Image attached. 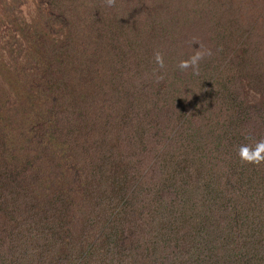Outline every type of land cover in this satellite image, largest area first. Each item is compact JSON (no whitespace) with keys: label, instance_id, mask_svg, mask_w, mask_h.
I'll return each instance as SVG.
<instances>
[{"label":"rangeland","instance_id":"374dc122","mask_svg":"<svg viewBox=\"0 0 264 264\" xmlns=\"http://www.w3.org/2000/svg\"><path fill=\"white\" fill-rule=\"evenodd\" d=\"M46 1L0 0V100L4 99L3 90L8 91L7 96L10 94V81L12 87L17 82L29 87L35 79L34 86L42 90L41 117L49 120L50 112L61 107H55L53 94H46L44 88L49 90L61 83L62 91L67 89L69 93L57 101L61 99L63 107L69 101L83 107L75 90L90 98L94 74H87V67L94 62L122 61V65H129L118 69V73L124 72L114 80L118 95L129 97L123 107L132 115L126 119L128 127L116 125L120 129L116 133L114 122L104 145L100 139L95 143L93 135L80 132L81 115H67L61 132L65 136L71 127L74 134L69 137L72 148L66 152L68 156L58 158L61 178L41 168L49 187L47 192L41 188L42 193L52 197L61 190L69 199L70 209L62 215L77 237L66 247V253L78 248L80 230L87 231L86 237L94 242L102 236V228H108L103 194L91 184H105L106 176L118 172L124 179V170L133 165L135 170L128 171V179L135 177L136 185L143 187L152 185L158 172L169 171L163 167L189 157L191 151L201 150L202 161H206L216 143L214 136L227 133L237 114L248 120L264 116V0H117L111 7L106 0H85L77 2L74 9L62 6L61 11L53 12L48 11L54 8ZM35 38L43 45L46 57L27 75L23 72L32 57ZM196 48L211 52L200 62L199 75H193L191 69L181 72L176 67L178 61L188 59ZM155 52L164 57L163 69H157ZM70 55L76 60L72 71L68 68ZM90 56L94 58H87ZM15 67L19 74L13 73ZM235 68L237 73L232 77ZM46 72L52 75L50 80L45 79ZM101 75L106 76V71L101 70ZM61 113L57 112L58 118ZM123 116L119 112L118 117ZM40 125L43 123L36 116L27 113L13 127L3 126L0 136L10 132L15 141L12 149L20 156L31 149L32 143L33 151L40 143L48 152L57 150L50 143L51 136L43 139V132H34ZM142 126L147 132L146 141L140 140ZM257 126L264 138V125ZM40 138L43 140L37 141ZM83 151L90 159L94 156L93 160ZM99 153L114 164L97 161ZM95 168L107 173L93 175ZM29 176L25 171L20 178ZM49 181L59 187L56 189ZM127 224L138 222L134 218ZM132 248L134 245L130 246L131 254L145 262L144 248Z\"/></svg>","mask_w":264,"mask_h":264},{"label":"trees","instance_id":"16d2710c","mask_svg":"<svg viewBox=\"0 0 264 264\" xmlns=\"http://www.w3.org/2000/svg\"><path fill=\"white\" fill-rule=\"evenodd\" d=\"M79 1L85 0L46 2L54 8L48 11L53 12L61 11L59 7L62 6H73L74 9ZM45 57L43 45L35 38L32 57L23 73L31 74ZM69 59L68 68L72 71L76 60L71 55ZM125 67L129 65H122V61L94 62L87 67V74H94L90 98L96 96V99L91 100L88 94L75 90L83 107L70 101L63 107L61 99L57 101L69 93L67 89L62 91L61 83L49 90L44 88L46 94H53L55 107H61L58 111H62L59 118L58 111L50 112L49 120L41 117L42 90L34 86L37 85L35 79L29 87L19 82L12 87L10 81L8 96V91L3 90L0 130L3 126L13 127L16 122L20 123L29 113L43 123L36 126L34 132H43V139L51 136L50 143L58 149L48 152L40 143L33 151L32 143L31 149L20 156L12 149L15 141L10 138V132L0 136V264H264V165H241L236 154L238 145L262 137L258 134L260 126L257 124L264 125V116L248 120L241 118V114H237L235 122L230 121L232 125L227 133L214 136L216 143L206 161H202L201 150L191 151L189 157L184 155L186 158L168 163L163 169L169 168V171L158 172L153 184L145 187L136 185L135 177L128 179V171L135 170L133 165L124 170V179L122 172H118L112 177L106 176L105 184H91L97 188L96 192L103 194L101 200L107 208L105 223L108 228H102V236L94 242L91 237H86L87 231L80 230L78 248L64 252L77 237L62 215L64 210L70 209L69 199L61 190L48 193H54L52 197L42 193L41 188L47 192L49 187L41 168L57 177L62 174L58 158L66 159V152L72 148L68 145L69 137L74 134L71 127L65 136L61 132L67 115H81L80 132L93 135L95 143L100 139L106 144L105 135L114 122V132H119V127L124 128L128 116L132 117L123 108L129 97L118 95L119 88L114 80L124 72L118 73V69ZM101 70L106 71V76L101 75ZM13 73L19 74L16 67ZM236 73L235 68L231 76ZM51 78L52 75L46 72L45 79ZM119 112L124 116L118 117ZM68 120L72 123V119ZM250 122L254 123L252 127ZM146 136L142 126L140 140L146 141ZM83 152L89 158V153ZM108 155L114 156L112 151ZM98 157L97 161L114 164V161H105L104 154L99 153ZM93 158H89L90 161ZM107 168L113 171L111 167ZM94 170L93 175L107 173L101 172L100 168ZM25 171L31 176L20 178ZM51 183L56 189L59 187ZM134 218L138 224L129 226L127 223ZM91 224L100 225V222ZM132 245L134 251L144 248L146 263L131 254Z\"/></svg>","mask_w":264,"mask_h":264},{"label":"clouds","instance_id":"9594fccd","mask_svg":"<svg viewBox=\"0 0 264 264\" xmlns=\"http://www.w3.org/2000/svg\"><path fill=\"white\" fill-rule=\"evenodd\" d=\"M106 4L111 7L115 4V0H106ZM209 55H211L210 50H201V48L193 49L188 59L178 61L176 67L181 72H186L191 69L193 75H199L200 62L205 56ZM153 59L157 65V69H163L165 67L164 57L160 52H155ZM162 78L159 77V79ZM236 154L241 165H251L254 167L264 165V138L253 140L251 143L238 145Z\"/></svg>","mask_w":264,"mask_h":264}]
</instances>
